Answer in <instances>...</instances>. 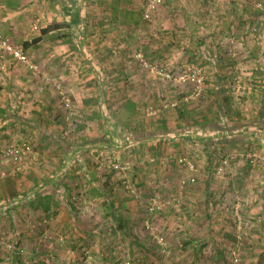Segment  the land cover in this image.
<instances>
[{
	"label": "rangeland",
	"instance_id": "obj_1",
	"mask_svg": "<svg viewBox=\"0 0 264 264\" xmlns=\"http://www.w3.org/2000/svg\"><path fill=\"white\" fill-rule=\"evenodd\" d=\"M116 1L63 31L82 91L33 82L55 114L0 138V264H264V0Z\"/></svg>",
	"mask_w": 264,
	"mask_h": 264
},
{
	"label": "crops",
	"instance_id": "obj_2",
	"mask_svg": "<svg viewBox=\"0 0 264 264\" xmlns=\"http://www.w3.org/2000/svg\"><path fill=\"white\" fill-rule=\"evenodd\" d=\"M107 4L109 6L111 3ZM77 5L78 0H0V36L15 44L22 41L29 43L30 45H26L24 51L31 59L30 64L41 65L39 67L42 74L41 77L33 78L10 57H0V138L1 136H18L17 133L22 135L36 129L39 126L37 118L41 116V112L45 118L46 115L50 117L55 114V106L53 107L52 102L54 99L51 100L50 96L40 101L51 104L49 109L46 111L35 109V100L38 98L30 101L31 97L27 95L29 88L33 86L35 89L33 82L41 86L44 84V79L49 81L56 78L58 84L59 82L65 85L71 84L73 93L75 88L77 92L82 91H80L81 85L78 79L72 77L71 83L64 75V72L68 70L77 72L82 66V68L91 66V60L82 59L81 49L70 46L71 38H65L66 33H63L67 29L74 30L79 23L81 15L76 10ZM108 14H111V11H108ZM42 15L44 18L40 24L41 32L39 36H32L30 33L33 21ZM49 27L57 28L43 35L42 31ZM34 38L36 40H33ZM34 64L31 65L37 68ZM124 70L131 74L133 67L130 66ZM122 72L125 87L134 86L132 76H128L123 69ZM77 100L75 97V104H80Z\"/></svg>",
	"mask_w": 264,
	"mask_h": 264
},
{
	"label": "built area",
	"instance_id": "obj_3",
	"mask_svg": "<svg viewBox=\"0 0 264 264\" xmlns=\"http://www.w3.org/2000/svg\"><path fill=\"white\" fill-rule=\"evenodd\" d=\"M162 0H146V10H145V15H144V18L146 20L150 19V15L151 13L155 10V8L160 4ZM3 49V52H9L12 54V56L17 59L18 61H20L21 63H26V56L22 53L21 50H12L10 48V46L6 43L5 40H3L1 37H0V50ZM143 66H146L145 64ZM145 68V67H144ZM191 72L193 70H190ZM165 78H169V75H165ZM181 81L183 82H189L191 84H193L195 86V89L197 91L196 93V96L199 95V91L200 89L202 88V79L201 77H199V75L195 72H192L191 75L187 76L186 78L184 77H181L180 78ZM187 98L184 99L185 102H187ZM172 107H175V105H172ZM24 151H29V148L25 147L23 149ZM8 154H12L14 155L15 157L19 154V151L18 150H15L14 151H8ZM181 163L182 162H185L183 163L187 170H189L190 172H195V169H194V166L188 162H186L185 159H182L180 161ZM262 162V166L264 168V159L261 160ZM194 182V179H191V183ZM157 207H158V204H155ZM156 207H154L153 209H155ZM152 208L150 210H153Z\"/></svg>",
	"mask_w": 264,
	"mask_h": 264
},
{
	"label": "trees",
	"instance_id": "obj_4",
	"mask_svg": "<svg viewBox=\"0 0 264 264\" xmlns=\"http://www.w3.org/2000/svg\"><path fill=\"white\" fill-rule=\"evenodd\" d=\"M55 28H57V27H49V28L45 29L44 31H42V34L45 35V34L49 33L50 30H54Z\"/></svg>",
	"mask_w": 264,
	"mask_h": 264
}]
</instances>
